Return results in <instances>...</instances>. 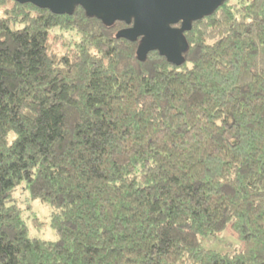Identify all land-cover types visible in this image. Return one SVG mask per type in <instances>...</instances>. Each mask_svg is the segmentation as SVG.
I'll list each match as a JSON object with an SVG mask.
<instances>
[{
  "label": "trees",
  "instance_id": "obj_1",
  "mask_svg": "<svg viewBox=\"0 0 264 264\" xmlns=\"http://www.w3.org/2000/svg\"><path fill=\"white\" fill-rule=\"evenodd\" d=\"M128 25L0 0V264H264V0L192 21L179 64Z\"/></svg>",
  "mask_w": 264,
  "mask_h": 264
},
{
  "label": "water",
  "instance_id": "obj_2",
  "mask_svg": "<svg viewBox=\"0 0 264 264\" xmlns=\"http://www.w3.org/2000/svg\"><path fill=\"white\" fill-rule=\"evenodd\" d=\"M45 7L54 13H71L77 5L91 16L111 24L121 20L129 24L118 36L137 41L136 52L142 58L151 50L179 64L187 44L183 31L191 22L211 14L225 0H15ZM180 22V25L175 24Z\"/></svg>",
  "mask_w": 264,
  "mask_h": 264
},
{
  "label": "rangeland",
  "instance_id": "obj_3",
  "mask_svg": "<svg viewBox=\"0 0 264 264\" xmlns=\"http://www.w3.org/2000/svg\"><path fill=\"white\" fill-rule=\"evenodd\" d=\"M26 197L27 193H25L24 199L30 205V208L24 211V216L29 227L28 234L30 236L45 240H55L56 234L49 225V214L51 211L50 205L40 201L37 198L26 199ZM34 216L41 221V225L34 226L30 223L29 218ZM230 239H232V237L229 236L228 230L223 229L216 232L215 234L204 235L201 238V244L206 248L216 249L218 251H226L230 249V246L228 245Z\"/></svg>",
  "mask_w": 264,
  "mask_h": 264
}]
</instances>
